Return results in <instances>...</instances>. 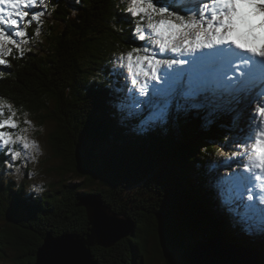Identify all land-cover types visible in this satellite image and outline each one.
<instances>
[{"label":"trees","instance_id":"16d2710c","mask_svg":"<svg viewBox=\"0 0 264 264\" xmlns=\"http://www.w3.org/2000/svg\"><path fill=\"white\" fill-rule=\"evenodd\" d=\"M118 3L52 0L58 7L42 28L43 43L20 59L7 57L12 67H3L9 75L0 80V95L17 107L23 105L38 125L53 124L49 141L61 165L56 168L59 183L35 198L27 195V179L17 185L0 172V223L6 222L0 226V264H35L48 233L86 236L87 213L78 203L88 194L101 195L107 206L136 226L112 249L93 247L97 264H151L176 241L167 223L172 220L175 228L181 217L197 219L209 232L232 242L255 243L264 263V232L245 234L244 225L220 205L242 183L233 173L235 164L208 169L224 137L240 129L236 111L218 108L206 115L194 110L187 116L173 112L167 133L157 129L138 136L129 129L151 109L145 105L127 117L113 106L125 98L117 91L122 81L112 70V53L144 44L131 36L132 21ZM72 9L77 10L74 17ZM113 22L125 30L115 32ZM36 26L33 22L28 28L29 38ZM121 116L127 117L123 123ZM8 159L0 153V164ZM224 166L230 172L218 174ZM228 207L238 215L243 212L238 203ZM259 213L264 215V209ZM179 240L178 245L189 251ZM168 259L172 264L169 255Z\"/></svg>","mask_w":264,"mask_h":264},{"label":"clouds","instance_id":"9594fccd","mask_svg":"<svg viewBox=\"0 0 264 264\" xmlns=\"http://www.w3.org/2000/svg\"><path fill=\"white\" fill-rule=\"evenodd\" d=\"M120 5L132 21L131 36L144 44L112 53V70L122 81L117 91L125 98L113 106L127 117L143 111L145 105L151 109L129 132L144 136L160 129L167 133L173 112L187 116L205 107L238 108L246 122L238 132L224 137L208 169L235 164L233 173L242 177V183L220 205L244 225L245 234L264 232V216L259 213L264 208V78L251 74L264 65V0H119L117 8ZM57 7L52 0H0V80L9 75L3 67H12L8 56L20 59L43 43L45 17H51ZM25 8L42 10L25 20L29 15ZM70 11L71 16L77 15L76 9ZM33 22L37 26L29 38L27 30ZM20 24L24 27L19 28ZM14 27L18 40L6 31ZM110 27L115 32L125 30L115 22ZM181 70L187 71L168 87L170 75ZM30 116L23 105L17 107L0 95V129H18L0 131V153L10 157L0 164V172L19 185L28 169L29 179L36 182L28 186L27 195L35 194V198L48 190L44 178L37 180L45 153L36 133L43 135L45 128ZM127 117L121 116L120 123ZM234 202L243 208L239 215L228 207Z\"/></svg>","mask_w":264,"mask_h":264},{"label":"water","instance_id":"95a60500","mask_svg":"<svg viewBox=\"0 0 264 264\" xmlns=\"http://www.w3.org/2000/svg\"><path fill=\"white\" fill-rule=\"evenodd\" d=\"M78 206L86 210L90 226L88 234L54 236L48 233L36 254L35 264H97L93 247L112 249L135 230V223L126 215L115 213L104 203L101 195H85L80 198ZM167 225L176 237L171 246H178L184 251V261L188 250L178 245L179 239L189 249L186 264H264L262 254L255 245L232 242L226 236L209 232L197 219L181 217L175 228L172 220Z\"/></svg>","mask_w":264,"mask_h":264},{"label":"rangeland","instance_id":"374dc122","mask_svg":"<svg viewBox=\"0 0 264 264\" xmlns=\"http://www.w3.org/2000/svg\"><path fill=\"white\" fill-rule=\"evenodd\" d=\"M24 10L27 11L29 13L28 16L31 17V15H33L35 12L40 11L42 9H40V8H25ZM28 16L25 17V20L29 19ZM47 19H48V17L46 16L45 21H47ZM19 28H23V25H19ZM6 31L8 32V35L15 37L13 35V33L16 31V28L12 29V30L6 28ZM260 66H258L259 68H257L258 71L260 70ZM186 71L187 70H181L180 72L176 73L177 74L176 76H180V75L182 76ZM174 78L175 77L173 75H170L168 87L173 86L172 81L174 80ZM224 109L225 110H234V113L236 111V113L234 114V118L236 119V121L240 125V128L244 126V124L246 122V115H241L239 113L238 108L233 109L231 106H228V107H224ZM202 111L204 112V114L209 115L211 113H214L216 111V109H214L213 107H205L204 109H202ZM228 115L230 118H231V116L233 117V115H230L229 113H228ZM30 119L35 124L38 125L39 121L34 120L32 118H30ZM21 126H23L22 121H21ZM44 128H45V133L43 135H41L40 133H36V136L39 139L40 144L43 147L44 153H45V155L43 157H41V159H40V164L38 166L39 170H40V177H37V180L40 179L41 177L44 178L47 182L48 191H50L52 189V187H54L53 184L59 183L58 180H59L60 176H59V174H57L58 172H56V168L58 169V167H60L61 161L55 157V154L52 150V147H51V144L49 141V135L54 130L53 124L51 122L47 121L44 124ZM5 130L9 131V132H14V131H17L18 129L8 128L7 126H5V128H3V129H0V131H5ZM17 163H19V162H17ZM30 167H31V165H29V168ZM229 168H230L229 166H224L223 168L222 167L219 168L218 174L227 175V173L230 172ZM26 170H28V169L24 170L25 175L26 174L28 175V172H26ZM25 175H24V180L27 179V181L30 182L29 184L36 182V180L29 179V176H27V178H26ZM68 179L73 180V182H71V183L77 184V181L75 180V178L69 177ZM86 189L89 190V189H93V188L86 187ZM262 209H264V208L259 209V211L262 212ZM260 215L264 216L261 213H260ZM5 224H6V222H2V223H0V226H2V225L5 226ZM252 244L256 246L255 243H252ZM168 255L171 258L172 264H184V259H183L184 251L182 249H180L178 246H171V245L169 246V248L166 251L162 252L159 257L156 256V258L153 260V262H150V263L151 264H168V261H169ZM148 264H149V261H148Z\"/></svg>","mask_w":264,"mask_h":264},{"label":"bare ground","instance_id":"6f19581e","mask_svg":"<svg viewBox=\"0 0 264 264\" xmlns=\"http://www.w3.org/2000/svg\"><path fill=\"white\" fill-rule=\"evenodd\" d=\"M257 68H259L258 66L256 67V68H254L253 69V74H262V72L264 73V65L262 66H260V70L258 71V69ZM108 92V91H107ZM232 174H230L229 173V176H231ZM240 178H242L241 176H240ZM190 191V190H189ZM173 196V195H172ZM204 212V211H203Z\"/></svg>","mask_w":264,"mask_h":264},{"label":"snow or ice","instance_id":"6c2138e0","mask_svg":"<svg viewBox=\"0 0 264 264\" xmlns=\"http://www.w3.org/2000/svg\"><path fill=\"white\" fill-rule=\"evenodd\" d=\"M24 3H27V0H24ZM5 125H9L11 127H15V125L11 121H5L3 122Z\"/></svg>","mask_w":264,"mask_h":264}]
</instances>
